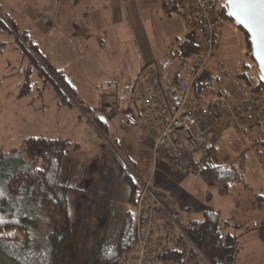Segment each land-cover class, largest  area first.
<instances>
[{"label": "rangeland", "instance_id": "rangeland-1", "mask_svg": "<svg viewBox=\"0 0 264 264\" xmlns=\"http://www.w3.org/2000/svg\"><path fill=\"white\" fill-rule=\"evenodd\" d=\"M214 1L220 10L223 1ZM65 7L64 0H0V16L14 24L13 31L0 30V151L18 149L29 138L61 139L69 143L59 181L70 189L67 193L70 223L52 264H91L98 251L112 246L125 216L133 214L140 183L151 174L159 194L183 196L181 208L178 205L176 211L180 227L199 220L205 211L220 212L221 219L229 216L234 222H245V230L233 232L238 240L241 238L240 243L245 241L239 257L246 252L254 253V264H261L264 246L251 224L257 221V216L264 219V202L257 206L254 203L255 196H264V147L256 145L254 136L261 134L264 139V131L257 133L254 128L244 135L234 128L222 131L209 159L214 165L232 169L243 165L242 182L231 185L227 198L211 190L212 200L207 202L208 189L198 177L167 163L164 172L156 174L150 147L142 139L134 88L138 77L151 67L158 68L163 75L171 72L169 67L179 69L181 60L173 57L177 48L169 45L171 29L165 36L148 31L146 47H140L135 40L124 41L120 31H115L114 37L107 35L106 39L77 38L76 25L71 27L72 31L64 27ZM220 21L216 58L207 64L199 78L209 85L207 93L210 90L216 93L229 81H235L232 79L246 70L241 68L243 63L251 66L247 70L251 79L255 80L257 75L240 30L225 17H220ZM184 23L183 33L191 32ZM21 34H27L36 55L46 66L65 74L74 93L68 91L65 99L64 90L60 88L59 93L50 81L39 80L33 67L29 76L31 91L19 97L29 67L16 42ZM195 43L198 44L196 40ZM150 57L153 60L147 63L146 58ZM96 117L103 121L106 131L94 123ZM125 176L133 181L134 192L130 193ZM176 188L180 191L178 195L173 192ZM235 202L240 203L237 211L230 209ZM23 204L24 209L30 208ZM33 217L37 225L31 234V251L25 254L18 248L13 253L24 264H51L44 238L53 231V222L43 208ZM181 250L183 264H201L187 237L181 239ZM191 252L194 258L190 257ZM3 259L8 264H17ZM6 262L0 258V264Z\"/></svg>", "mask_w": 264, "mask_h": 264}, {"label": "trees", "instance_id": "trees-1", "mask_svg": "<svg viewBox=\"0 0 264 264\" xmlns=\"http://www.w3.org/2000/svg\"><path fill=\"white\" fill-rule=\"evenodd\" d=\"M173 12L180 14L178 10ZM218 16L219 19L225 17L231 24L235 25L227 14L225 4L218 10ZM221 24L220 21V26ZM237 28L242 33L243 42H245L246 49H248V56L253 62V58L249 53L250 40L239 27ZM1 29L13 31L14 24L9 18L0 16ZM16 42L22 56L29 61L19 97L25 96L31 91L29 76L33 67L37 70L39 80L50 81L59 93H61L60 88H62L64 98L69 93L68 91L72 92L66 82L65 75L46 66L38 58L36 49L30 43L27 34L17 36ZM198 52L199 44H195L192 40H187L181 44L178 54V59L181 60L180 66L171 75L169 83L181 76L182 65ZM244 69L246 70L242 74L235 76V81H230L227 86L216 93H212L213 90L207 93L208 84L196 83L193 95L198 98L213 95L228 97L229 94L233 93L238 95L239 100L260 98L264 101V85L260 76L256 73V87L251 88L247 82L250 79L247 71L249 67L245 65ZM226 89L230 91L228 92ZM94 123H97L99 129L106 131V126L102 120L96 117ZM253 129H249L245 133H249ZM256 129H258L257 133H260L264 131V126L256 127ZM254 141L256 145L264 147V139L261 134L254 136ZM68 148L69 143L66 140L29 138L24 140L18 149L10 152L0 151V258L3 262H6L3 258H8L17 264H24L21 259L20 261L16 259L13 251L18 248L21 253L25 254L31 251V234L37 225L33 216L39 208H43L47 217L53 222V231L44 238V245L51 259V264L56 250L59 247L62 248L64 235L67 233L70 223L69 201L67 199V193L70 189L60 184L59 174L61 166L67 158ZM211 154L195 161L194 168L198 171L197 177L208 189V199L211 194L210 190H215L220 197L228 196L231 185L242 182L243 165L240 164L235 169L224 165H214L209 159ZM125 177L130 193L131 191L134 192L135 185L133 181L128 176ZM259 199L263 198L258 197ZM22 203H24L23 205L28 204L30 208L24 209L21 206ZM227 226L229 224L223 223L217 212L205 211L202 213L200 220L188 221L181 226V229L185 237L210 264H235L238 257L239 243L237 237L227 232ZM256 228L258 234L262 237L264 222ZM181 239L179 238L177 243L181 244ZM134 244L133 214L129 213L125 216L124 223L114 244L98 251L94 255L91 264H118L120 258L133 249ZM182 254L181 249L180 251L172 249L165 259L169 264H181ZM190 257L194 258L192 252ZM6 264L8 263L6 262Z\"/></svg>", "mask_w": 264, "mask_h": 264}, {"label": "built area", "instance_id": "built-area-1", "mask_svg": "<svg viewBox=\"0 0 264 264\" xmlns=\"http://www.w3.org/2000/svg\"><path fill=\"white\" fill-rule=\"evenodd\" d=\"M167 12L179 11L186 26L200 39L198 54L181 67V76L163 81L156 67L144 71L134 88L142 139L150 147L152 160H164L172 167L197 176L195 161L208 156L219 144L222 131H245L264 126V101L239 100L238 95H193L197 79L207 64L216 58L220 19L214 0H157ZM251 88L256 81L248 79ZM175 201L155 191L153 175L140 183L133 206L135 244L118 264H169L166 255L181 249L185 237L178 224ZM264 244V234L262 236ZM201 264H210L195 248ZM181 262V261H180Z\"/></svg>", "mask_w": 264, "mask_h": 264}, {"label": "crops", "instance_id": "crops-1", "mask_svg": "<svg viewBox=\"0 0 264 264\" xmlns=\"http://www.w3.org/2000/svg\"><path fill=\"white\" fill-rule=\"evenodd\" d=\"M64 3L66 5L64 9V27L69 28L72 31L71 27L76 25V28L78 29V33L76 36L77 38L80 37L82 39H87V38L106 39L107 35H111L112 37H114L113 35L115 31L118 32L120 31V34L119 33L118 34L121 35L124 41L126 40V42H128L135 40L138 41L137 44L140 47H146L149 45L147 40V35H149L148 31H155L157 33H160L162 36H165L164 33L170 31L171 29L172 36L170 38L171 43L169 45L171 47L177 48V50L173 53V57L175 59H178L180 46L185 41L192 40L195 43L196 40L198 44H200L199 36L197 35L196 31H194L193 29H191L192 30L191 32L187 30L186 33H183V28L181 25L183 19L181 15L178 14L177 12L168 13L167 11H165L163 6L157 0H64ZM173 36L174 38H172ZM161 52L167 53V51H161ZM152 60H153L152 57L146 58L147 63H149ZM245 65L250 69L251 66L248 63H243L241 65V68L243 69ZM169 69L171 70V72H167L164 75L162 74V76L168 75L167 76L168 78L163 77V81H165L166 79V82H168L172 77L171 75L177 70V69H173L172 67H169ZM200 76L201 74L197 79V84L202 83L199 81ZM228 84H226L225 86H227ZM110 87L111 85H109V88ZM70 88L72 89L71 86ZM72 92L74 93L75 91L72 89ZM147 150L148 153L150 154L149 147H147ZM211 153L213 154V150L211 151ZM165 163L167 162L164 160L158 159L155 161L156 164L155 171L157 170L156 174H160L161 172H164V169L168 167L167 165H165ZM156 179L158 180L157 177ZM155 191L158 192L156 184H155ZM173 192L176 195H178L180 191L179 189L176 188ZM211 194H210V198L208 199L206 193L207 202L212 200ZM159 195H165V194H159ZM182 197L183 196H181L180 198L175 197L177 201L175 200V198H173L175 201L176 210H179V208H181L180 200ZM224 197L227 198L228 196H224ZM258 197H262L264 199V196H257V197L255 196L254 203L256 202L255 204L256 206L264 202L263 199L258 200ZM239 204H240L239 202L233 203L230 209L233 211H237L239 209ZM178 205L179 208L177 209ZM254 208L255 206L252 205L253 210ZM217 213L219 214L220 212ZM178 214L179 213L177 212V215ZM256 218H257V221H255L256 223L253 222L251 225L255 227L258 240L261 243V245L264 246L262 243L261 236L258 234L256 228V226L264 222V219H261L258 216ZM233 219L234 218H230L229 216L225 219H221L223 223L229 224L230 227L227 226L226 229L229 234L235 235L233 232H241L245 230V224H246L245 222H234ZM241 241H242L241 238H239L238 257L235 264H254L252 260L254 253L246 252L241 258L239 257V252L241 250V247L245 245L244 239L242 243H240ZM180 261H181L180 263L183 264L182 257L180 258ZM260 262L261 264H264V254Z\"/></svg>", "mask_w": 264, "mask_h": 264}, {"label": "water", "instance_id": "water-1", "mask_svg": "<svg viewBox=\"0 0 264 264\" xmlns=\"http://www.w3.org/2000/svg\"><path fill=\"white\" fill-rule=\"evenodd\" d=\"M222 1L229 18L248 36L250 54L264 85V3L253 0L251 10H242L234 7L232 0Z\"/></svg>", "mask_w": 264, "mask_h": 264}, {"label": "snow or ice", "instance_id": "snow-or-ice-1", "mask_svg": "<svg viewBox=\"0 0 264 264\" xmlns=\"http://www.w3.org/2000/svg\"><path fill=\"white\" fill-rule=\"evenodd\" d=\"M258 3H264V0H256ZM233 6L242 10H251L254 6L253 0H232Z\"/></svg>", "mask_w": 264, "mask_h": 264}]
</instances>
